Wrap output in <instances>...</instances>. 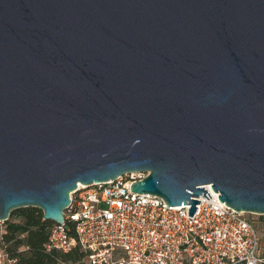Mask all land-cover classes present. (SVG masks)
<instances>
[{"label": "water", "instance_id": "1", "mask_svg": "<svg viewBox=\"0 0 264 264\" xmlns=\"http://www.w3.org/2000/svg\"><path fill=\"white\" fill-rule=\"evenodd\" d=\"M134 171L264 215V0H0V222Z\"/></svg>", "mask_w": 264, "mask_h": 264}, {"label": "built area", "instance_id": "2", "mask_svg": "<svg viewBox=\"0 0 264 264\" xmlns=\"http://www.w3.org/2000/svg\"><path fill=\"white\" fill-rule=\"evenodd\" d=\"M126 172L106 183H77L64 223L51 226L47 250L85 253L87 264H260L258 224L218 198L211 184L192 216L189 204L167 205L155 194L130 191L147 175ZM260 220L264 229V215ZM0 257L13 264L6 252ZM64 264V263H62Z\"/></svg>", "mask_w": 264, "mask_h": 264}, {"label": "trees", "instance_id": "3", "mask_svg": "<svg viewBox=\"0 0 264 264\" xmlns=\"http://www.w3.org/2000/svg\"><path fill=\"white\" fill-rule=\"evenodd\" d=\"M9 217L13 219L3 222L5 232L1 242L2 250L14 260L13 264H76L83 259L85 253L77 249L68 253L47 250L49 230L55 223L44 220L41 209L21 207L12 210Z\"/></svg>", "mask_w": 264, "mask_h": 264}, {"label": "rangeland", "instance_id": "4", "mask_svg": "<svg viewBox=\"0 0 264 264\" xmlns=\"http://www.w3.org/2000/svg\"><path fill=\"white\" fill-rule=\"evenodd\" d=\"M248 217L253 220L255 223H260V225L258 224V230L261 236V241L263 242V247H264V229L262 227V224L260 222V220L263 219V216L260 214H254V213H250L248 214ZM13 218L9 217V220H11ZM5 232V224L3 222H0V252H2L3 248H2V242H1V236L2 234ZM264 251V250H263ZM7 260H5L4 258L0 257V264H7L6 263ZM71 264V263H69ZM76 264H87L85 260H81L80 262L76 263Z\"/></svg>", "mask_w": 264, "mask_h": 264}]
</instances>
